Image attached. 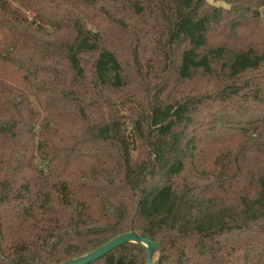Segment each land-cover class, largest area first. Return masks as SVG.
I'll use <instances>...</instances> for the list:
<instances>
[{"label":"trees","instance_id":"1","mask_svg":"<svg viewBox=\"0 0 264 264\" xmlns=\"http://www.w3.org/2000/svg\"><path fill=\"white\" fill-rule=\"evenodd\" d=\"M219 1L0 0V264H264V0Z\"/></svg>","mask_w":264,"mask_h":264},{"label":"water","instance_id":"2","mask_svg":"<svg viewBox=\"0 0 264 264\" xmlns=\"http://www.w3.org/2000/svg\"><path fill=\"white\" fill-rule=\"evenodd\" d=\"M128 243H139V244H142L145 248H147L148 264H154L153 254H154V251H157L158 246L149 237L142 236L136 232L123 234L111 240L109 243H107L103 247L87 254L86 256L73 259V260L67 261L62 264H90L97 260L102 259L103 257H105L107 254H109L113 250H116Z\"/></svg>","mask_w":264,"mask_h":264},{"label":"rangeland","instance_id":"3","mask_svg":"<svg viewBox=\"0 0 264 264\" xmlns=\"http://www.w3.org/2000/svg\"><path fill=\"white\" fill-rule=\"evenodd\" d=\"M208 2L211 4V5H214V6H222V7H228L225 3L219 1V0H208ZM261 14H262V19L264 20V8L261 9ZM29 22H31V20L29 19ZM158 252L157 251H154V254H153V261H154V264L157 263V259H158Z\"/></svg>","mask_w":264,"mask_h":264}]
</instances>
